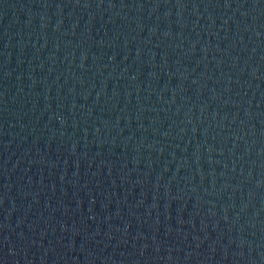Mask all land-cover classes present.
Instances as JSON below:
<instances>
[{
  "label": "water",
  "instance_id": "water-1",
  "mask_svg": "<svg viewBox=\"0 0 264 264\" xmlns=\"http://www.w3.org/2000/svg\"><path fill=\"white\" fill-rule=\"evenodd\" d=\"M0 264H264V0H0Z\"/></svg>",
  "mask_w": 264,
  "mask_h": 264
}]
</instances>
